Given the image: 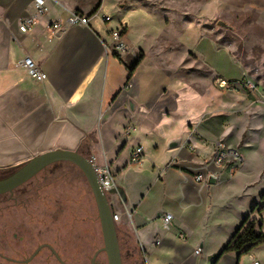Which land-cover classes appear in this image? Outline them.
Returning a JSON list of instances; mask_svg holds the SVG:
<instances>
[{"label":"crops","instance_id":"1","mask_svg":"<svg viewBox=\"0 0 264 264\" xmlns=\"http://www.w3.org/2000/svg\"><path fill=\"white\" fill-rule=\"evenodd\" d=\"M178 1L197 7V0ZM99 4L89 27H66L59 35L47 36V23L65 22L74 12L89 16ZM83 5L84 0L46 1L45 14L30 32L21 34L19 22L33 13V0H0V172H13L50 151L93 157L116 174L115 189H121L125 201L116 190L111 194L117 207L115 223L135 238L145 264H264V246L241 258L230 253L215 262L251 214L252 203L216 247L210 231L213 212L224 205L225 190L245 173L249 143L255 138L264 145L259 134L264 122L253 127L264 120V113L239 121L230 139L228 124L233 119L222 105L228 101L222 91L206 88L196 100L180 80L172 87L158 69L149 73L142 50H136L135 57L127 50L114 53L110 32L118 28L108 24L111 14L102 0ZM187 8L180 11L182 17H191ZM106 18L109 22L102 23ZM119 26L128 46V26L121 22ZM24 57L39 66L46 76L43 82L24 73L20 64ZM211 72L219 73L215 68ZM214 141L236 149L242 159L245 154L247 161L243 159L231 174L213 166ZM136 148L142 149V160L132 165L129 159ZM204 167L214 175L213 184L195 183L194 176L204 173ZM127 172L128 192L120 180ZM262 195L253 213L264 224ZM164 214L173 218L168 229L162 226Z\"/></svg>","mask_w":264,"mask_h":264},{"label":"rangeland","instance_id":"2","mask_svg":"<svg viewBox=\"0 0 264 264\" xmlns=\"http://www.w3.org/2000/svg\"><path fill=\"white\" fill-rule=\"evenodd\" d=\"M93 2L94 0H84V8ZM102 2L105 11L111 14L108 24L118 29L119 22L128 26L129 45H125L128 55L138 56L135 51L142 50L147 57L149 73L158 69L166 85L170 84L172 87L177 86L179 80L182 84H187L189 87L184 84L182 86L190 94L193 93L196 100L206 88L223 92L228 101H223L222 105L228 107V117L233 119L228 124L230 139L234 138L239 121L245 118L251 121L254 119L253 115L264 113V0H210L207 3L205 0H197L196 8L194 3L178 0ZM186 6L191 17L180 15V11ZM219 22L228 26V29L219 27ZM212 68L219 73L211 72ZM222 82L225 83L223 87ZM262 122L264 120L253 124V127L258 129ZM259 134L264 139V129ZM246 137L247 132L242 140ZM249 144L248 161L246 155H243L244 161H247L244 175L225 190L222 196L224 205L213 212L210 231L214 247L240 217L245 206L252 203L250 212L259 203V196L264 194V145L255 138ZM9 174L0 173V179ZM112 174L116 177L115 172ZM42 176L46 179L38 183L40 180L37 179ZM120 180L128 192V172ZM26 185L45 186L49 190L51 187H66L70 192L80 191L71 192L73 195L70 196H74V200L81 196L85 198L83 211L80 207L74 208L71 201L67 211L79 219L88 217L89 221L78 223L73 235L70 234L69 237H80L81 241L78 240L81 244L78 248L84 246L87 264L93 253L102 249L103 241L94 199L81 172L70 163L60 162L47 168ZM244 186L246 190L241 191ZM107 197L112 212L116 211L111 195ZM258 206L262 208V204ZM259 223L258 216L253 213L249 215L245 227L253 224L256 230ZM116 231L122 264L144 263L142 255L141 259L138 258L139 248L135 238L128 237V231L124 227L116 226ZM69 243L70 247H74L75 242ZM98 260L101 264H107L103 252Z\"/></svg>","mask_w":264,"mask_h":264},{"label":"flooded vegetation","instance_id":"3","mask_svg":"<svg viewBox=\"0 0 264 264\" xmlns=\"http://www.w3.org/2000/svg\"><path fill=\"white\" fill-rule=\"evenodd\" d=\"M45 179L42 176L37 180L40 183ZM26 183L0 195V264H85L84 246L78 248L80 237L69 236L78 223L88 222L89 218L79 219L67 211L70 201L74 208L83 211L85 198L81 196L78 201L72 197V193L80 191L71 193L66 187L49 190ZM70 241L75 242L74 247H70ZM100 250L93 253L87 264H101Z\"/></svg>","mask_w":264,"mask_h":264},{"label":"built area","instance_id":"4","mask_svg":"<svg viewBox=\"0 0 264 264\" xmlns=\"http://www.w3.org/2000/svg\"><path fill=\"white\" fill-rule=\"evenodd\" d=\"M46 1L49 0H33V13L23 18L18 25V31L21 34H26L30 32L33 27L37 24V19L43 16L46 12ZM93 16H86L79 13H70L66 18L65 22L59 20L52 21L46 25V34L48 37H54L59 35L66 27H89L90 22ZM109 19L106 18L102 23H108ZM110 37L113 42V52L114 53H124L126 52L125 44L122 41L123 30L117 29L110 32ZM21 67L24 73L31 79L35 80L38 83L43 82L46 79L45 74L41 71L39 66L29 57H24L21 61ZM222 87L225 86V83H221ZM87 160L92 165V168L96 174L98 185L101 191L106 195H111L115 192V182L114 176L110 170V166L107 164H97L93 157H88ZM142 160V149L136 148L132 151L130 155L129 162L132 165H137ZM243 159L240 153L226 145L222 141L213 142V155L210 163L221 169H229L230 174L234 172L238 167L241 166ZM171 165L168 164L167 168ZM204 173H198L194 176V181L200 185H206L208 183V177L214 175L204 167ZM172 216L170 214H164L161 218L162 226L164 229H168L172 223ZM114 221H117V217L114 216ZM179 239L183 242L186 241V238L183 234H180ZM158 244V243H157ZM200 250H196L195 254L198 255ZM252 264H259L258 262H252Z\"/></svg>","mask_w":264,"mask_h":264},{"label":"water","instance_id":"5","mask_svg":"<svg viewBox=\"0 0 264 264\" xmlns=\"http://www.w3.org/2000/svg\"><path fill=\"white\" fill-rule=\"evenodd\" d=\"M218 26L228 29V26L221 22L218 23ZM60 162L74 165L83 175L93 196L98 214L103 241V247L100 252L105 253L107 264H122L116 223L108 197L101 191L92 165L85 157L78 153L58 150L43 153L32 158L7 177L0 179V195L23 185L48 166ZM214 180L213 176H209L208 184H213ZM116 193L120 195L121 200L124 202L125 197L121 189H116Z\"/></svg>","mask_w":264,"mask_h":264},{"label":"trees","instance_id":"6","mask_svg":"<svg viewBox=\"0 0 264 264\" xmlns=\"http://www.w3.org/2000/svg\"><path fill=\"white\" fill-rule=\"evenodd\" d=\"M100 3V0H99ZM100 7V4L90 13V17L96 14ZM134 69L129 71V77L132 75ZM5 173V172H0ZM261 200H264V195H262ZM257 209V206H254L251 214ZM262 210H259L258 214H260ZM249 216H247L242 223L239 225L233 236L227 242V244L222 248L220 253L217 255L215 262H217L222 256L230 253L237 254L238 258L249 254L252 250L264 246V232H262V228H264V224H262V220L255 230L253 224L245 227ZM118 235V234H117ZM138 258L141 259V253L138 251ZM141 264H144L143 262Z\"/></svg>","mask_w":264,"mask_h":264},{"label":"bare ground","instance_id":"7","mask_svg":"<svg viewBox=\"0 0 264 264\" xmlns=\"http://www.w3.org/2000/svg\"><path fill=\"white\" fill-rule=\"evenodd\" d=\"M105 254V253H104Z\"/></svg>","mask_w":264,"mask_h":264}]
</instances>
